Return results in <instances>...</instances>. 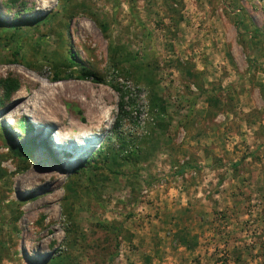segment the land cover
<instances>
[{
    "label": "rangeland",
    "instance_id": "374dc122",
    "mask_svg": "<svg viewBox=\"0 0 264 264\" xmlns=\"http://www.w3.org/2000/svg\"><path fill=\"white\" fill-rule=\"evenodd\" d=\"M0 174V264H264V0H0Z\"/></svg>",
    "mask_w": 264,
    "mask_h": 264
},
{
    "label": "trees",
    "instance_id": "16d2710c",
    "mask_svg": "<svg viewBox=\"0 0 264 264\" xmlns=\"http://www.w3.org/2000/svg\"><path fill=\"white\" fill-rule=\"evenodd\" d=\"M17 27V26H15ZM74 56H72L71 58H64L62 60H60L59 62H57V66H68V67H72L73 63H74ZM57 77L59 76V74L56 75ZM78 77L82 78V79H87V78H93L95 81L97 82H102V78H100L99 76H97L95 73L87 70V69H83L81 74L78 75ZM3 81V84H4V87L6 89V95L7 96H10L14 91L18 90L19 89V83H18V79L16 78H5ZM154 101V100H153ZM124 138V137H123ZM36 139H34L33 141H35ZM31 141V142H33ZM123 143H125V145H127V141L124 139L122 140ZM27 146V144H26ZM23 145H19V146H11L12 148H10L14 154V156L17 158V157H24L26 151H29L27 149V147ZM182 171V170H181ZM2 177V174H0V178Z\"/></svg>",
    "mask_w": 264,
    "mask_h": 264
},
{
    "label": "bare ground",
    "instance_id": "6f19581e",
    "mask_svg": "<svg viewBox=\"0 0 264 264\" xmlns=\"http://www.w3.org/2000/svg\"><path fill=\"white\" fill-rule=\"evenodd\" d=\"M42 6V5H41ZM47 7V6H46ZM39 8V7H38ZM40 9V8H39ZM25 99H26V96L25 97H21V99H20V101H24L25 102ZM93 109H92V113L93 114H96L97 113V111H98V105L97 104H94L93 105ZM57 145H58V148H61V144L60 143H57ZM77 147V146H76ZM64 149V148H63ZM75 148H73V149H71L70 151H72V150H74ZM77 149V148H76ZM65 151H67L66 149H64ZM57 151H59V150H57Z\"/></svg>",
    "mask_w": 264,
    "mask_h": 264
},
{
    "label": "clouds",
    "instance_id": "9594fccd",
    "mask_svg": "<svg viewBox=\"0 0 264 264\" xmlns=\"http://www.w3.org/2000/svg\"><path fill=\"white\" fill-rule=\"evenodd\" d=\"M56 145H57V143L55 142V143H54L55 148L58 149V150H60V151H62L61 149L57 148ZM67 147H68L70 150L73 149V148H82L81 146L76 147V144H69V145H67ZM67 153H70V154L73 155V153L70 152V151H68V150H67Z\"/></svg>",
    "mask_w": 264,
    "mask_h": 264
},
{
    "label": "crops",
    "instance_id": "0c3cea01",
    "mask_svg": "<svg viewBox=\"0 0 264 264\" xmlns=\"http://www.w3.org/2000/svg\"><path fill=\"white\" fill-rule=\"evenodd\" d=\"M178 176H175L174 178H177Z\"/></svg>",
    "mask_w": 264,
    "mask_h": 264
}]
</instances>
